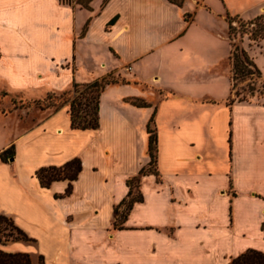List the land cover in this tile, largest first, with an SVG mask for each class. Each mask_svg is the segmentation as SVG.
Here are the masks:
<instances>
[{
  "label": "crops",
  "instance_id": "0c3cea01",
  "mask_svg": "<svg viewBox=\"0 0 264 264\" xmlns=\"http://www.w3.org/2000/svg\"><path fill=\"white\" fill-rule=\"evenodd\" d=\"M189 1L0 0V86L42 95L107 73L127 81L101 91L97 127H72L63 104L0 147L14 145L0 156V212L35 238L0 248L33 264H227L264 251V102H221L229 44L202 55ZM249 10L264 0H224L221 14ZM132 96L153 109L157 173L139 172L149 153ZM73 157L69 192L67 178L40 183L37 168Z\"/></svg>",
  "mask_w": 264,
  "mask_h": 264
},
{
  "label": "rangeland",
  "instance_id": "374dc122",
  "mask_svg": "<svg viewBox=\"0 0 264 264\" xmlns=\"http://www.w3.org/2000/svg\"><path fill=\"white\" fill-rule=\"evenodd\" d=\"M205 2L207 6H202L200 9L196 8L197 5L194 1L190 0L188 3V9L195 15L193 23L194 27L202 32H200L199 35L196 33L199 36V42L204 45L201 50L202 55H209L212 50L218 49L221 52L228 44L229 54L230 50L235 45L243 48L260 70V76H238L233 80L232 61L229 56L220 63L219 69L225 70L230 77V96L233 100L264 102V37L261 36V33L254 32V30L261 26L264 21V11L261 12L263 16L260 17L258 15L261 14H256L253 10H249L245 12L244 15L232 14L231 18H229L226 17V15L221 14V11L224 10V0H205ZM72 3L81 5L80 3L75 2V0H72ZM209 36H213V42H215L214 44L217 43L218 47L215 46L214 48L213 46L211 48L212 40H209ZM118 79V83L120 84L127 82L120 81L121 76H118ZM232 83H234L233 88ZM136 86L143 90H148L146 82H140ZM122 87L127 88L125 85H122ZM63 90H50L42 95L39 91H31L33 95H29L31 94L29 89H16L8 87L7 85H1L0 147L11 142L16 135L31 127L41 119L44 115L42 112L43 110L55 108L53 104L41 106L47 93H51V97L48 98V100H56ZM168 93H170L169 90L163 92V94ZM70 94L71 93H65L62 97H68ZM226 100L227 98L221 100V102H225ZM139 110L140 113L137 114V117L144 125L141 129L142 140L145 139V142L147 140L148 144V132L146 126L152 118L151 126L153 127V109L149 104L139 107ZM148 167L151 171L154 170V161L149 164Z\"/></svg>",
  "mask_w": 264,
  "mask_h": 264
},
{
  "label": "trees",
  "instance_id": "16d2710c",
  "mask_svg": "<svg viewBox=\"0 0 264 264\" xmlns=\"http://www.w3.org/2000/svg\"><path fill=\"white\" fill-rule=\"evenodd\" d=\"M62 2L71 3L72 0H61ZM91 0H75L82 6L88 7ZM177 5H182L184 0H169ZM190 13H186L189 16ZM232 14H226V17L231 18ZM263 16L261 15H258ZM264 21L262 25L254 30V32L261 33L264 37ZM230 26V25H229ZM229 57L232 61V79L234 80L238 76H260L261 72L246 53L243 48L235 45L230 50ZM119 75L114 73H107L103 76L93 78L89 81L78 82L73 81L68 89L63 90L56 100H48L51 97V93H47L41 106L54 105L55 108L60 107L63 104L67 105V109L70 114L71 126L77 128H94L99 125V101L100 94L104 87L113 82H119ZM120 81H125L121 78ZM232 83V88H233ZM71 93L68 97L63 98V94ZM128 100L138 106L149 105V102L143 98L136 96L128 97ZM233 98L227 97L226 103H231ZM152 118L147 123L148 132V144L147 150L149 153V160L145 167H142L139 172L144 173L151 171L148 167L153 161L155 163V169L152 170L157 173L156 169V150H157V136L154 128L151 126ZM14 153V145L11 143L8 147L0 151L2 159H7ZM81 168V160L79 157H73L63 164L44 165L36 169L35 173L39 178L42 185L48 186L53 180L60 178H67L69 180L66 187V192L71 190V181L77 177V174ZM135 176L128 179V184L132 188L133 180ZM131 188L129 193L131 192ZM130 198L127 203V207L131 206L132 200ZM115 212H118V206H115ZM118 219L114 220V225L118 223ZM261 228L264 231V219L261 222ZM25 240L35 241V238L30 236L23 228L17 225L12 216L4 212H0V243L5 244L10 240ZM0 264H33L32 255L26 250H6L0 248ZM39 264H46L43 260L42 254L39 255ZM227 264H264V251L249 247L235 256H232Z\"/></svg>",
  "mask_w": 264,
  "mask_h": 264
},
{
  "label": "water",
  "instance_id": "95a60500",
  "mask_svg": "<svg viewBox=\"0 0 264 264\" xmlns=\"http://www.w3.org/2000/svg\"><path fill=\"white\" fill-rule=\"evenodd\" d=\"M10 159H13V157H10Z\"/></svg>",
  "mask_w": 264,
  "mask_h": 264
}]
</instances>
